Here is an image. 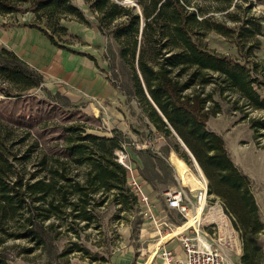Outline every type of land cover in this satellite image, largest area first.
Segmentation results:
<instances>
[{
    "label": "trees",
    "instance_id": "16d2710c",
    "mask_svg": "<svg viewBox=\"0 0 264 264\" xmlns=\"http://www.w3.org/2000/svg\"><path fill=\"white\" fill-rule=\"evenodd\" d=\"M83 1L101 35L117 46V56L129 75L122 92L142 104L158 132L179 138L184 147L179 142L168 150H175L188 164L193 156L209 182L208 194L223 199L226 207L239 215L244 237L254 239L262 226L251 224L258 222V207L250 179L232 161L224 138L207 125L211 117L223 111L220 102L214 100L215 94L224 100L226 92L236 93L245 106L264 110V99L255 88L259 81L246 63L216 53L203 41L211 31L230 38L234 29L207 16L194 0H135L139 11L122 0ZM203 1L218 4L221 12H228L234 3ZM29 12L33 14L31 28L41 31L55 46L74 53L65 38L77 36L63 21L91 25L73 0H0V17ZM227 15L237 21L231 12ZM238 21L242 36L253 37L260 32V24L250 29L252 19ZM0 77L22 85L24 90L44 83L39 72L5 47L0 48ZM211 86L213 90L206 92ZM252 127L256 132L264 130V120L253 121ZM88 130L85 125H71L65 129L57 153L37 154L35 162L32 153L25 155L26 161L34 163L28 177L14 169L0 141V264H9L5 246L9 240L32 244L22 253L40 250L52 257L50 248H57L55 242L60 238L52 234L56 222L63 226L70 220L68 229L84 223L81 228L85 229L94 220L95 208L110 202L126 212L136 210L137 198L128 185L127 170L115 155L123 149L125 135L117 130L112 136ZM142 161L141 176L151 184L163 180L162 169L170 170L149 150L143 153ZM16 224L17 229L10 231ZM75 234L82 240L78 231ZM246 243L242 264H262L258 247ZM75 252L89 254L82 245L72 243L62 255Z\"/></svg>",
    "mask_w": 264,
    "mask_h": 264
},
{
    "label": "rangeland",
    "instance_id": "374dc122",
    "mask_svg": "<svg viewBox=\"0 0 264 264\" xmlns=\"http://www.w3.org/2000/svg\"><path fill=\"white\" fill-rule=\"evenodd\" d=\"M73 2L86 13L91 25L70 20L63 21L70 33L77 36V38L66 37L65 39L70 43L67 46L96 57L101 67L99 71L108 76L111 85L123 94L122 104L116 101L115 103H118L116 105L119 110L120 107L124 108L128 115L124 125V131L127 133L124 136V145L131 161L135 165L140 163L143 160V153L147 150L158 154L170 170L162 169L163 180H154L153 184L150 183L153 190L158 194L169 190L182 192L185 195L184 203L191 209L196 208L199 205L198 201L193 200V203H190L192 200L182 187L190 189L186 184L188 167L201 180L203 172L201 171L202 174L199 172L198 165L191 156V164H188L175 150L172 148L168 150L169 146L175 143L180 142L182 146L183 144L176 136L167 137L158 132L147 118L142 104L135 97L127 96L122 92V88L129 83V75L117 56L116 44L101 35L94 17L82 0H73ZM122 3L139 11L135 0H122ZM194 3L202 7L207 12V16L213 17L214 21L234 29L230 38L211 31L203 41L216 53L246 63L252 70L253 77L258 79L255 88L264 99V0H234L228 12H231L237 21L229 18L228 12H221L216 3L203 0H194ZM247 18L253 21L249 25L250 29L255 30L254 25L259 24L261 27L260 32L253 37L242 36L240 32L242 23L238 20L245 21ZM32 19L33 14L30 12L1 16L0 30L2 27L28 24ZM212 90L213 86L208 87L206 92ZM223 97L224 100L218 97V94L214 95V100L220 102L223 111L216 117H211L207 125L210 130L224 138L232 161L249 177L251 191L258 207V222L251 221V224L255 227L261 225L262 229L254 237L255 240H251L250 236L247 240L244 237L239 215L228 209L223 199L212 194H208L209 205L200 224L202 231L208 234L211 241L221 242L231 249L235 261L244 256L245 244L247 245L248 241L251 247H258V253L264 264V130L256 132L252 127L253 121L264 120V110L245 106L244 100L236 93L226 92ZM71 125H85L89 128V132L112 136L115 135L114 129L120 124L115 120L111 121L105 113L94 114L85 100L73 102L50 83H43L39 88L24 90L22 85L12 84L0 77V141L5 144L6 155L20 176L28 177L29 173L34 171L32 161L37 160L35 155L57 153L65 129ZM183 149L187 151L186 148ZM29 153L33 155L31 162L24 158ZM81 171L84 172L85 168ZM11 179L15 180L16 176L12 175ZM206 181L208 184L207 179ZM96 198L99 199V196ZM160 203L163 205L157 210L158 224L141 212L138 203L136 210L126 212L111 202L95 208L94 220L85 229L81 228L84 223L68 229L70 220L63 222V226H58L56 222V231L52 234L60 235V238L55 242L57 248H50L53 251L52 257L40 250H35L31 254L22 253L32 244L25 240H9L5 245L10 259L8 262L9 264H161L157 257L161 248L160 238H162L158 230H162V236L176 228L185 230L183 226L186 217L177 210L168 208L163 201ZM208 213L214 214L215 222L207 218ZM161 223H166L167 226L157 228ZM17 227L18 224L11 225L10 231H14ZM76 231L82 236V240L76 236ZM72 243L82 245L89 254L75 252L62 255Z\"/></svg>",
    "mask_w": 264,
    "mask_h": 264
},
{
    "label": "crops",
    "instance_id": "0c3cea01",
    "mask_svg": "<svg viewBox=\"0 0 264 264\" xmlns=\"http://www.w3.org/2000/svg\"><path fill=\"white\" fill-rule=\"evenodd\" d=\"M32 21L33 19L28 24L2 27L0 46L13 51L22 61L43 76L44 83H50L73 102L85 100L94 114L105 113L111 121L115 120L120 125L114 130L126 136L124 125L128 115L124 108L120 107L119 110L116 105L118 103H115L116 101L122 104L121 100L124 96L100 72L101 67L97 58L83 52L74 50V53L55 46L41 31L29 26ZM133 165L146 183V188L153 190L151 184L141 176L143 161ZM160 202L157 210L163 205ZM164 204L168 207L167 203L164 202ZM157 215L159 216V211ZM183 228L187 230L188 224L185 223ZM171 239L172 237L166 238V242ZM170 246L178 256L183 257L178 242L174 241Z\"/></svg>",
    "mask_w": 264,
    "mask_h": 264
},
{
    "label": "built area",
    "instance_id": "2783aa9c",
    "mask_svg": "<svg viewBox=\"0 0 264 264\" xmlns=\"http://www.w3.org/2000/svg\"><path fill=\"white\" fill-rule=\"evenodd\" d=\"M150 144H152L151 141ZM115 155L116 161L126 168L128 185L137 198L138 207L148 219L158 224L157 208L159 202L163 201L167 203L170 209L177 210L180 214L184 215L187 220V215L191 211V208L184 203L185 195L182 192L169 190L158 194L155 190L147 189L146 183L141 179L131 161L126 146L123 145V149L116 151ZM206 195L208 196L207 181L205 192L199 190L195 200L199 204L201 197H205ZM190 203H193V201H190ZM163 225L167 226L166 223H161L157 225V228ZM158 234L160 237H163L161 229L158 230ZM174 241L179 243L183 257L178 256L170 246ZM157 257L160 259L161 264H242L241 258L235 261L231 249L224 246L223 243L215 240L211 241L208 238V234L202 231L200 223H198V229L190 227L163 244Z\"/></svg>",
    "mask_w": 264,
    "mask_h": 264
},
{
    "label": "bare ground",
    "instance_id": "6f19581e",
    "mask_svg": "<svg viewBox=\"0 0 264 264\" xmlns=\"http://www.w3.org/2000/svg\"><path fill=\"white\" fill-rule=\"evenodd\" d=\"M199 172L202 174L200 168L198 167ZM188 174L186 178V184L190 189H185L184 187L183 190L186 192L187 196L193 201L195 198L198 196L199 190H203L205 192L206 189V179L202 175V180L200 179L199 176H197L190 167H188ZM209 205L208 201V196L206 195L205 197H201V201L199 205L196 206L195 209H191V211L187 215V220L186 223L188 224V227H195L198 229V223H201V221L204 218V215L206 214V209ZM207 218H210L211 221L215 222V216L214 214H207ZM188 228V229H189ZM185 230L182 229H174L172 232L168 233L167 236H163L161 238V245L162 247L163 244L166 243V238L169 236H172L173 238L182 233Z\"/></svg>",
    "mask_w": 264,
    "mask_h": 264
},
{
    "label": "water",
    "instance_id": "95a60500",
    "mask_svg": "<svg viewBox=\"0 0 264 264\" xmlns=\"http://www.w3.org/2000/svg\"><path fill=\"white\" fill-rule=\"evenodd\" d=\"M192 156V155H191ZM192 158H193V156H192ZM196 162V161H195ZM196 164L198 165V163L196 162ZM198 167H199V165H198ZM200 168V167H199ZM200 170H201V168H200ZM202 171V170H201ZM203 176H204V174H203Z\"/></svg>",
    "mask_w": 264,
    "mask_h": 264
}]
</instances>
